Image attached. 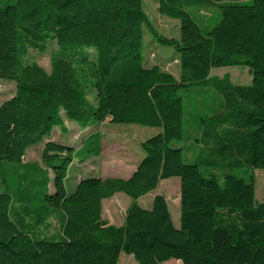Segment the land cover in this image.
<instances>
[{
  "label": "trees",
  "instance_id": "trees-1",
  "mask_svg": "<svg viewBox=\"0 0 264 264\" xmlns=\"http://www.w3.org/2000/svg\"><path fill=\"white\" fill-rule=\"evenodd\" d=\"M212 6L221 17L205 31L184 10L199 15ZM158 12L177 20V37L157 33L143 0H0V78L15 83L0 103V170L9 168L23 190L19 197L0 192V264H117L121 252L138 264H264V201L255 198L252 173L264 168V0H158ZM144 29L177 53L178 79L143 65ZM52 42L46 71L29 53ZM224 66L246 67L251 82L210 76ZM193 87L221 97L201 120V163L244 165L249 180L225 174L220 184L197 162H183L181 91ZM62 113L80 127L108 121L160 132L141 143L144 156L128 178L85 176L68 190L77 152L85 151L80 162L98 156L99 136L85 137L79 150L48 140L40 163L23 159L62 125ZM91 137L96 143L86 149ZM170 177L179 178L178 227L163 195L150 209L137 202ZM116 192L131 199L121 225L101 216L102 200ZM33 200L39 209L27 207ZM54 222L58 229L49 232ZM43 223V235L34 234Z\"/></svg>",
  "mask_w": 264,
  "mask_h": 264
},
{
  "label": "rangeland",
  "instance_id": "rangeland-1",
  "mask_svg": "<svg viewBox=\"0 0 264 264\" xmlns=\"http://www.w3.org/2000/svg\"><path fill=\"white\" fill-rule=\"evenodd\" d=\"M248 2L249 0H241ZM143 10L151 21L157 33L165 37L178 36V22L175 19L169 18L158 12V0H143ZM184 10L188 12L194 20L205 31L213 27L220 20V12L215 7L202 8L198 13L196 9L185 7ZM203 17H201V16ZM57 49L54 42L49 44V47L44 52L30 51L29 58L35 60L46 71H49V59L53 50ZM90 53L93 55V51ZM143 65L149 67L158 65L161 69L170 72L175 78H179L180 67L177 61V53L173 51L170 46H167L157 39L146 29H144L143 46H142ZM228 76L235 84H249L251 76L244 66H224L219 68H212L210 76L222 78ZM88 85V83H87ZM15 90V83L6 79L0 78V103L10 97ZM183 97V139L178 144L182 148V158L184 163L197 162L200 172L207 176L214 174L220 184L223 183L225 174H231L249 180L250 171L244 166H217L212 169L209 166L201 163L206 156V150L199 141L201 129L206 123L201 122L205 120L215 109L221 104L220 95L211 87H193L188 90H182ZM88 99L93 101L92 94L88 95ZM62 125L54 127L51 133L44 136L41 141L30 145L24 155V161H35L40 163V155L42 151V141L45 138L51 139L57 143L71 145L79 150L80 144L87 136L94 135L100 137L101 151L98 156H90L86 161L80 162V159L85 155V151L77 152L76 159L73 161L67 172V179L65 180V187L70 190L73 186V177L76 175L84 176H105L107 168L110 171L111 177L125 178V173L120 172L123 165L132 160L131 157H143L144 151L141 148V143L160 132V128L147 127L139 124H115L108 121L102 123L90 124L87 127H80L73 120H69L62 113ZM62 127H65L63 129ZM82 132H80L78 129ZM114 137L118 145H111L110 139ZM85 147L91 148L95 145V137L86 141ZM5 177L6 183L9 185L8 190L5 185L0 183V192H12L15 197H19L23 193L22 186L17 185V178L12 174L11 170L7 168L5 171L0 170ZM254 175L255 198L258 201H264V168H256L252 171ZM24 189V187H23ZM49 189L52 190L51 184ZM163 195L167 202L171 213L172 221L176 227L179 226V178L170 177L159 182L158 186L143 194L137 199L138 204L144 209H150L152 199L155 195ZM130 197L123 192H116L112 197L103 200L102 215L105 220H114V225L123 223L124 211L130 201ZM12 204L15 209L19 204ZM36 200H33L27 206L29 209H39ZM24 207V206H21ZM12 217L19 221V217L12 212ZM24 219V214H21ZM25 222H29L25 219ZM55 223V222H54ZM49 232H54L55 225ZM54 226V227H53ZM117 264H138L131 255L121 252ZM164 264H181L178 260L171 259Z\"/></svg>",
  "mask_w": 264,
  "mask_h": 264
},
{
  "label": "crops",
  "instance_id": "crops-1",
  "mask_svg": "<svg viewBox=\"0 0 264 264\" xmlns=\"http://www.w3.org/2000/svg\"><path fill=\"white\" fill-rule=\"evenodd\" d=\"M77 129H78V127H77ZM78 130H79V129H78ZM79 131H80V130H79ZM80 132H82V131H80ZM109 139H110V144H111V145H115V146L118 145V143L116 142L117 139H115L114 137L109 138ZM48 140H51V139L45 138V140L42 141V147H43L44 142H46V141H48ZM131 158H133V159L126 163L128 166L123 165V166H122V169H121V171H120V172L126 174L127 177H125V178H128V177L131 175V173L134 171V169L136 168V165L139 163V161H140V159H141L142 157H136V156H134V157H131ZM84 163H85V162H84ZM109 174H110V171H109V169L107 168V174H105V176H101V178L111 177ZM83 177H85V176H84V175H80V174H78V175H76L75 177H73V186H74V185H75V184H76L81 178H83ZM73 186H72V188H73ZM49 191H51V189H49ZM130 201H131V200H130ZM130 201H129V203H130ZM129 203H128V204H129ZM101 206H102V210H103V200H102V202H101ZM127 206H128V205H127ZM101 216H102V218L104 219V217H103V215H102V211H101ZM107 221H108L109 224H113V222H114V220H112V219L107 220ZM48 222H49V220H48ZM46 225H47L46 223L40 224L37 228L34 229V231H33L34 234L43 235V233H44V231H45V228H46ZM54 225H55V229H58L57 224L54 223ZM120 225H121V224H120Z\"/></svg>",
  "mask_w": 264,
  "mask_h": 264
}]
</instances>
